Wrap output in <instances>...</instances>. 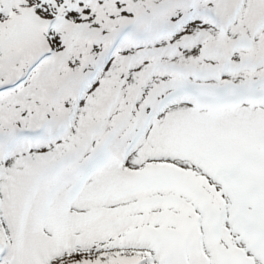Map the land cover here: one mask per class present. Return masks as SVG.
Masks as SVG:
<instances>
[{
    "label": "snow or ice",
    "instance_id": "6c2138e0",
    "mask_svg": "<svg viewBox=\"0 0 264 264\" xmlns=\"http://www.w3.org/2000/svg\"><path fill=\"white\" fill-rule=\"evenodd\" d=\"M0 264H264V0H0Z\"/></svg>",
    "mask_w": 264,
    "mask_h": 264
}]
</instances>
